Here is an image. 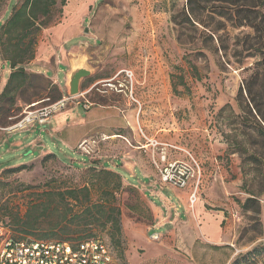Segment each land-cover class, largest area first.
Listing matches in <instances>:
<instances>
[{"label":"rangeland","instance_id":"1","mask_svg":"<svg viewBox=\"0 0 264 264\" xmlns=\"http://www.w3.org/2000/svg\"><path fill=\"white\" fill-rule=\"evenodd\" d=\"M22 2L0 0V23ZM263 4L57 0L37 37L40 63L27 66L29 94L40 95L0 115V237L51 236L23 234L16 218L47 192L89 187L92 203L120 209L119 242L103 227L54 240L101 237L114 264H264V123L247 108L248 90L264 95ZM78 64L91 76L69 98ZM10 72L3 62L0 94ZM54 87L65 109L11 131L28 106L55 103ZM176 161L197 178L186 189L161 179Z\"/></svg>","mask_w":264,"mask_h":264},{"label":"trees","instance_id":"2","mask_svg":"<svg viewBox=\"0 0 264 264\" xmlns=\"http://www.w3.org/2000/svg\"><path fill=\"white\" fill-rule=\"evenodd\" d=\"M191 1L187 0L188 3ZM56 5L57 0H23L19 6L13 8L9 19L0 23V76L3 62L7 63L11 69L9 79L0 94V115L5 114L6 117L10 114L11 111L8 107L6 108V105L14 106L19 100L28 102L40 95V93L29 94L30 86L28 84L33 75L27 71V66L35 59L37 37L42 29L48 28L51 24ZM258 66L264 67V58L258 63ZM253 76V79L256 77L257 81L259 71ZM247 93L250 102L247 105L249 112L253 115L252 112L255 111L264 123V95L257 97L251 90H248ZM50 95L53 102L63 98L57 87H54V91ZM239 96L243 97L242 89H240ZM58 213L61 218L59 222L47 223L49 218ZM120 215V209L113 203H92L89 187L51 191L30 203L25 215L22 218H16L15 225L25 235L39 232L43 228H48L53 234L51 236L42 235L34 239L11 238L18 242L67 243L74 248L82 243L101 240L108 246L114 258L112 243L101 237L88 236L87 239L54 240L56 236L54 231L74 234L82 230L108 228L112 233V241L116 245L122 232ZM1 240L2 237H0V243Z\"/></svg>","mask_w":264,"mask_h":264},{"label":"built area","instance_id":"3","mask_svg":"<svg viewBox=\"0 0 264 264\" xmlns=\"http://www.w3.org/2000/svg\"><path fill=\"white\" fill-rule=\"evenodd\" d=\"M67 102L68 100L63 98L44 107H39L40 103L32 104L26 108L23 119L13 125L10 130H26L35 124L44 126L56 113L65 109ZM151 142L155 146L169 147L167 144ZM160 173L165 185L179 190L188 188L192 180H197L192 171L179 161L162 166ZM198 187L199 181L191 196L193 204L197 200ZM1 237L0 264H114L110 249L101 240L82 243L74 248L70 244L58 242H18L11 237L4 236L3 233Z\"/></svg>","mask_w":264,"mask_h":264},{"label":"water","instance_id":"4","mask_svg":"<svg viewBox=\"0 0 264 264\" xmlns=\"http://www.w3.org/2000/svg\"><path fill=\"white\" fill-rule=\"evenodd\" d=\"M90 76V70L85 68L83 64H78L76 66L71 67L67 79L69 98H74L80 95L82 81Z\"/></svg>","mask_w":264,"mask_h":264},{"label":"crops","instance_id":"5","mask_svg":"<svg viewBox=\"0 0 264 264\" xmlns=\"http://www.w3.org/2000/svg\"><path fill=\"white\" fill-rule=\"evenodd\" d=\"M12 1V0H11ZM97 1V0H96ZM37 63H40L39 61H37V57L32 61V62H30L29 63V66L30 65H35V64H37ZM11 73V72H10ZM59 80V79H58ZM57 79H56V81L55 82H57L58 81Z\"/></svg>","mask_w":264,"mask_h":264}]
</instances>
